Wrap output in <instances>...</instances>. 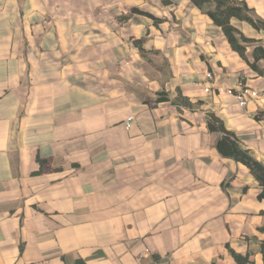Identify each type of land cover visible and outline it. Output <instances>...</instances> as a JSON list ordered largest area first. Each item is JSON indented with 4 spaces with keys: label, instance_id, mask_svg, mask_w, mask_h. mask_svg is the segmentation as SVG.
Segmentation results:
<instances>
[{
    "label": "crops",
    "instance_id": "obj_1",
    "mask_svg": "<svg viewBox=\"0 0 264 264\" xmlns=\"http://www.w3.org/2000/svg\"><path fill=\"white\" fill-rule=\"evenodd\" d=\"M231 25L246 60L191 0H0V264H263L261 186L206 119L264 165V30Z\"/></svg>",
    "mask_w": 264,
    "mask_h": 264
},
{
    "label": "trees",
    "instance_id": "obj_2",
    "mask_svg": "<svg viewBox=\"0 0 264 264\" xmlns=\"http://www.w3.org/2000/svg\"><path fill=\"white\" fill-rule=\"evenodd\" d=\"M195 6L200 10L205 12L211 17L214 23L221 27L228 42L234 51L239 53L243 59L245 57V45L246 43H251L252 41L243 36L237 29L231 25L232 19H238L243 22H247L252 27L257 30H264V21L258 18L254 11L248 7V5L240 0H191ZM137 46L142 52V46L140 41H136ZM264 57V49H261V56ZM258 57L255 58V62L251 63V67L257 70L259 73H263L256 65ZM158 101H169L167 96L160 97ZM174 104L179 106H185L188 108H193L194 104L190 102L189 99L179 94V96L174 99ZM207 125L209 131L213 134H217V149L219 153L229 159L243 164L246 166L255 179L259 182L261 186V194L259 195L260 200H264V165L253 158L249 151L243 148L240 141L236 135L227 130L223 121L218 118L214 113L209 112L207 114ZM264 233V228L260 230ZM261 254L263 257L264 264V242L261 243ZM236 259L240 264H248V258L241 256H236Z\"/></svg>",
    "mask_w": 264,
    "mask_h": 264
},
{
    "label": "built area",
    "instance_id": "obj_3",
    "mask_svg": "<svg viewBox=\"0 0 264 264\" xmlns=\"http://www.w3.org/2000/svg\"><path fill=\"white\" fill-rule=\"evenodd\" d=\"M206 78L208 80H211L213 78V75L211 73H208L206 75ZM207 92L209 91V89L206 90ZM229 94L233 95L237 102L239 103V105L241 107H245L247 104V100L249 98H257L259 96L258 92L254 91V90H250V89H243L239 92H233V91H229ZM130 126V123H127V127Z\"/></svg>",
    "mask_w": 264,
    "mask_h": 264
}]
</instances>
